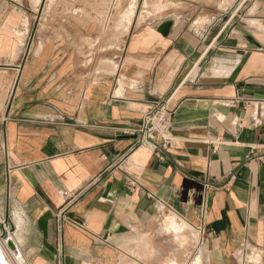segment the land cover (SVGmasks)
<instances>
[{"label": "crops", "instance_id": "0c3cea01", "mask_svg": "<svg viewBox=\"0 0 264 264\" xmlns=\"http://www.w3.org/2000/svg\"><path fill=\"white\" fill-rule=\"evenodd\" d=\"M57 6L72 33L47 27ZM0 90L12 264H121L166 211L204 237L188 264H264V0H0ZM161 100L163 159L128 134Z\"/></svg>", "mask_w": 264, "mask_h": 264}, {"label": "rangeland", "instance_id": "374dc122", "mask_svg": "<svg viewBox=\"0 0 264 264\" xmlns=\"http://www.w3.org/2000/svg\"><path fill=\"white\" fill-rule=\"evenodd\" d=\"M36 1L38 2V0ZM242 1L243 0H235L236 3H241ZM224 4H226V6L231 5L232 0H224ZM148 11L149 15L153 12H156L152 10V8L148 9ZM64 13L65 11L62 10L59 6H57L53 10H49L47 16L49 18L52 17V21L51 23L49 22V25L47 27L54 32L57 30L66 33H72L75 26L68 23L66 24L62 21L65 17V15L64 17H62ZM167 14L168 12L164 13V15ZM44 20L45 11L42 16L41 14L38 16L35 31L37 29H40L41 24L44 23ZM103 28L104 33H107L109 31L108 26L104 25ZM99 43L102 44V47L104 46L105 48L108 45L107 41ZM92 49L97 50L98 47H92ZM2 101L3 95L0 90V104ZM172 239L181 248L180 257L182 263L184 264H188L190 262L192 255L199 252V250L203 247L202 244L204 242V237L200 235L199 232H196L195 230L192 231V227L190 226V224L174 218L173 215L166 211L161 216L154 218L149 230H147L145 233L136 234V236L129 242L131 246H129L127 249H124V252L120 255L122 261L121 264H167L168 260L173 256L174 248L172 247L174 244L172 242ZM176 240H178L180 243ZM189 241H191L190 247ZM1 242L2 239L0 240V263L12 264L7 254L8 249L4 247ZM4 244L7 247L9 245L10 251L13 249L12 244H10L9 242L8 245L6 242H4ZM12 253L16 256L15 251H13ZM198 256L199 255H197V257ZM197 257L195 258V260L197 259ZM169 264L178 263L175 261H171Z\"/></svg>", "mask_w": 264, "mask_h": 264}, {"label": "built area", "instance_id": "2783aa9c", "mask_svg": "<svg viewBox=\"0 0 264 264\" xmlns=\"http://www.w3.org/2000/svg\"><path fill=\"white\" fill-rule=\"evenodd\" d=\"M243 103L245 107L256 104L253 100L242 99L236 97L229 100V104L236 105L237 103ZM175 110H172L168 106V101H159L145 113L142 123L137 128H132L128 132L129 135L138 136L135 143L136 147L151 146L154 150L155 156L159 159H163L162 153L169 151L174 147L175 138L172 133L173 118ZM1 121H5L1 119ZM221 144V139H217ZM258 160L264 162V144L255 145L251 148V155L249 161ZM130 186H136L137 181L135 179H129ZM66 207V206H65ZM59 226L62 228L65 218V209L61 210L58 214Z\"/></svg>", "mask_w": 264, "mask_h": 264}, {"label": "bare ground", "instance_id": "6f19581e", "mask_svg": "<svg viewBox=\"0 0 264 264\" xmlns=\"http://www.w3.org/2000/svg\"><path fill=\"white\" fill-rule=\"evenodd\" d=\"M17 241H18V239H17ZM1 244L8 249V250L7 249L6 250H7V254H8L9 258H10V255L13 256V253H12L13 251L12 250L10 251L8 243H7L8 247L4 243H1Z\"/></svg>", "mask_w": 264, "mask_h": 264}, {"label": "water", "instance_id": "95a60500", "mask_svg": "<svg viewBox=\"0 0 264 264\" xmlns=\"http://www.w3.org/2000/svg\"><path fill=\"white\" fill-rule=\"evenodd\" d=\"M12 248H13L12 250L15 251V254H16V257H17L18 253H17L16 248H14L13 246H12ZM14 256H15V255H14Z\"/></svg>", "mask_w": 264, "mask_h": 264}]
</instances>
